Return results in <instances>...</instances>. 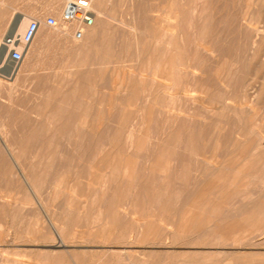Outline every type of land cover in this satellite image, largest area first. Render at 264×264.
Wrapping results in <instances>:
<instances>
[{
  "label": "rangeland",
  "instance_id": "obj_1",
  "mask_svg": "<svg viewBox=\"0 0 264 264\" xmlns=\"http://www.w3.org/2000/svg\"><path fill=\"white\" fill-rule=\"evenodd\" d=\"M132 1L134 10L130 0H103L105 13L113 19L102 16L89 30L98 32L97 41L90 37L83 43L59 40L56 31L44 25L33 44L15 47L23 52L17 67L9 60L10 49L3 48L0 262L264 264V0ZM8 3L13 9L4 11L0 44L9 38L10 21L22 17L13 36L21 42L30 21L44 22L57 15L44 12L47 0ZM170 24L180 25L176 44L184 66L168 76L169 66L163 60L157 67L152 65L155 53L149 52L154 38L167 39L176 33ZM199 40L205 44L200 53L195 46ZM108 67L114 69L112 78L107 77ZM126 72L130 88L124 95L115 83ZM131 131L145 138L142 149L128 147ZM7 148L18 157L15 163ZM117 157L128 161L130 176L112 175L105 162L117 163ZM244 162L250 163L249 168ZM26 180L33 183L31 188ZM234 221L240 228H232ZM62 239L68 241V248L60 246Z\"/></svg>",
  "mask_w": 264,
  "mask_h": 264
},
{
  "label": "bare ground",
  "instance_id": "obj_2",
  "mask_svg": "<svg viewBox=\"0 0 264 264\" xmlns=\"http://www.w3.org/2000/svg\"><path fill=\"white\" fill-rule=\"evenodd\" d=\"M48 1V4L46 5V9H45V11L44 12H47V13H52V14H60L61 12H62V10H63V8H64V4H65V0H47ZM90 2H91V4H92V8H93V11H94V13H95V15H96V19H95V25H96V22L97 21H100V19L102 18V16H104V17H106V18H112V17H110L108 14H106L105 13V10H104V8H103V6H102V2H103V0H89ZM123 1V0H122ZM139 1V0H138ZM201 1V0H200ZM170 2V1H169ZM172 2V1H171ZM171 2H170V4H171ZM202 2V1H201ZM107 3V2H106ZM139 3V2H138ZM182 3H186V2H182ZM208 3H210V2H208ZM130 6H131V8L134 10L135 9V5H134V1H132V0H130ZM169 4V5H170ZM212 4V3H211ZM111 5V4H110ZM137 5V4H136ZM172 5V4H171ZM176 5V4H175ZM203 5V4H202ZM201 4H200V6H202ZM255 5V4H254ZM94 6V7H93ZM180 6V5H179ZM195 6V5H194ZM136 7H138V6H136ZM170 7V6H169ZM182 7H184V6H182ZM199 7V6H198ZM208 7H210V6H208ZM249 7V6H248ZM176 8H177V6H176ZM180 8V7H179ZM207 8V7H206ZM218 8V7H217ZM8 9H13V7L10 5V3H8V0H0V23H2L3 22V20L5 19V16H4V11L5 10H8ZM167 9V8H166ZM192 9H193V7H192ZM201 9V8H200ZM255 8H252V10H254ZM218 10V9H217ZM164 11H166V12H168L167 10H164ZM255 11V10H254ZM246 12V11H245ZM46 13V14H47ZM133 13H134V11H133ZM165 13V12H164ZM199 13H201V12H199ZM249 13V12H248ZM247 13V14H248ZM166 14V13H165ZM215 14V13H214ZM14 15V14H13ZM183 15V14H182ZM201 15V14H200ZM243 15V14H242ZM250 15V14H249ZM99 16H101V17H99ZM125 16V15H124ZM162 16V15H161ZM167 16H169V14L167 15ZM211 16V15H210ZM217 16V15H216ZM244 16V15H243ZM175 17L176 18H178L179 17V14L177 15H175ZM241 17V16H240ZM10 18V17H9ZM128 18H129V15H128ZM158 17H156V19H157ZM181 18V17H180ZM185 18V17H184ZM205 18V17H204ZM243 18V17H242ZM27 19V18H26ZM103 19V18H102ZM113 19V18H112ZM159 19V18H158ZM254 19H255V17H254ZM147 20V19H146ZM152 19H150V21H151ZM211 20V19H210ZM22 21H23V19H22V17H19V18H17V20H12V21H10L9 22V24H8V29H7V34L9 35V38H11L13 41H14V47H17V46H20V47H23V44L21 43V45H19V42H20V40H21V38H20V40H17L16 38H14L13 36H14V34L16 33V31L19 29V27H20V25L22 24ZM38 21H40L41 22V28H40V30L38 31V33H37V35H36V38H35V40L36 39H38L39 37H41V35H42V33H43V27H44V22L41 20V18L40 19H38ZM115 21V20H114ZM194 21H195V19H194ZM256 21V20H255ZM118 22V21H117ZM135 22V21H134ZM180 22V21H179ZM189 22H190V20H189ZM106 23H107V21H106ZM118 23H122V22H118ZM131 23V22H130ZM130 23H123L124 24V26H126V28H128L129 30H131V31H137V29H135V27H133V25L132 24H130ZM138 23V22H137ZM178 23V22H177ZM202 23V22H201ZM200 23V24H201ZM235 23V22H234ZM169 24V23H168ZM174 24V23H173ZM249 24V23H248ZM94 25V26H95ZM111 25V24H110ZM121 25V24H120ZM147 25V24H146ZM182 25V24H181ZM93 26V27H94ZM148 26V25H147ZM180 26V25H179ZM179 26L178 25H172V24H170V28L172 29V30H174L176 33H171V34H169V35H167L166 37H167V39H163V37H157V38H154L153 39V42H152V44H151V48H150V52L149 53H155L154 55H153V61H152V65H154V66H159V65H161V62H162V60L165 62V65H168L169 66V68L167 69V75L168 76H171V75H173L174 73H176L178 70H179V68L180 67H182V66H184V61H183V59L181 58V55H179L178 53H181L180 51H179V47L177 46V39H178V37L181 35V33H180V31H179ZM237 26V25H236ZM93 27L92 28H89V29H87L86 30V32H85V36H84V39L83 40H81V41H76L74 38H73V30L75 29V27H68V28H59V27H57V28H49V29H53V30H55L56 31V35H57V37H58V39L59 40H64V41H66V42H69L70 40H74L75 41V43H78V42H85L89 37L90 38H92L93 40H96L97 41V37H98V32L97 31H92V32H89V30H91V29H93ZM243 27V26H242ZM242 27H241V29H242ZM246 27V26H245ZM48 28V27H47ZM251 28V27H250ZM253 28V27H252ZM208 29H210V28H208ZM212 29V28H211ZM222 29V28H221ZM161 30V29H160ZM193 30H194V28H193ZM192 30V32H194ZM197 30V29H196ZM146 31V30H145ZM190 31V30H189ZM209 31V30H208ZM224 31H225V29H224ZM245 31V30H244ZM259 31H262V30H259ZM128 32V31H127ZM196 32V31H195ZM241 32H242V30H241ZM122 33V32H121ZM141 33V32H140ZM146 33V32H145ZM164 33V32H163ZM208 33H210V31L208 32ZM246 33H249V32H247L246 31ZM194 34H196V33H194ZM217 34V33H216ZM239 34V33H238ZM260 34H261V32H260ZM133 35V34H132ZM146 35V34H145ZM144 35V36H145ZM159 35V34H158ZM157 35V36H158ZM162 35H164V34H162ZM243 35V34H242ZM257 35H259V34H257ZM262 35V34H261ZM130 36H131V34H130ZM135 36V35H134ZM147 36H149L148 34H147ZM155 36V35H154ZM191 36V35H190ZM244 36H246V35H244ZM254 36H256V34L254 35ZM140 37V36H139ZM153 37V36H152ZM185 37H186V34H185ZM235 37H236V35H235ZM260 37V36H259ZM259 37H256V38H258L259 39ZM129 38H131V37H129ZM146 38V37H145ZM184 38V37H183ZM182 38V39H183ZM242 38H246V37H242ZM251 38V37H250ZM252 39V38H251ZM34 40V41H35ZM99 40V39H98ZM151 40V39H150ZM180 40H181V38H180ZM96 41H95V43H96ZM132 41V40H131ZM148 41V40H147ZM230 41V40H229ZM1 42H2V40H1ZM124 41H122V43H123ZM182 42H184V41H182ZM219 42H220V40H219ZM34 43V42H33ZM32 43V44H33ZM121 43V44H122ZM130 43V42H129ZM133 43H134V41H133ZM147 43V42H146ZM218 43V42H217ZM257 43V42H256ZM128 44V43H127ZM138 44V43H137ZM183 44V43H182ZM95 45V44H94ZM93 45V46H94ZM145 45V44H144ZM254 45H255V43H254ZM9 45L7 44V41L5 42V43H1L0 44V62H1V60H2V58H3V53H4V47H7V48H9L8 47ZM113 46V45H112ZM125 46V45H124ZM129 46V49L132 47V45H131V43H130V45H128ZM185 46V45H184ZM196 49H197V51L200 53V52H204L205 50H204V46H205V44H204V42L202 41V40H199L198 42H196ZM214 46H215V44H214ZM72 48L71 49H73V50H78V48L76 47V46H71ZM148 47V46H147ZM163 47L164 48H166V50H163ZM11 48V47H10ZM160 48H161V50H160ZM254 48V47H253ZM85 49V48H84ZM111 49V48H110ZM182 49V48H181ZM235 49H236V47H235ZM121 50H123V49H120V51ZM131 50H132V48H131ZM233 50V49H232ZM245 50V49H244ZM81 51V53H83V49L82 50H80ZM133 51V50H132ZM143 51V50H142ZM195 51V50H194ZM222 51V50H221ZM236 51V50H235ZM249 51V50H248ZM102 52V51H101ZM238 52V51H237ZM6 53V52H5ZM81 53H80V55H81ZM166 53H170V55L168 54H166ZM211 53V52H210ZM253 53V52H252ZM131 54V53H130ZM130 54H128V55H130ZM93 55V54H92ZM218 55H220V54H218ZM119 56V55H118ZM184 56V55H183ZM214 56V55H213ZM94 57V56H93ZM127 57V56H126ZM129 57V56H128ZM146 57V56H145ZM152 57V56H151ZM216 57V56H215ZM91 58V57H90ZM212 58H214V57H212ZM217 58V57H216ZM128 59V58H127ZM126 59V60H127ZM145 59V58H144ZM185 59H187V58H185ZM204 59V58H203ZM10 60V59H9ZM90 60V59H89ZM188 60V59H187ZM214 60V59H213ZM69 61V60H68ZM130 61V60H129ZM205 61V60H204ZM93 62V61H92ZM127 62H128V60H127ZM140 62V61H139ZM142 62V61H141ZM146 62V61H145ZM150 62V61H149ZM12 63V62H11ZM90 63V62H89ZM143 63H144V61H143ZM142 63V64H143ZM141 64V63H140ZM139 64V65H140ZM141 64V65H142ZM139 65H138V67H139ZM85 66V65H84ZM94 67H96V66H94ZM149 67V66H148ZM152 68H153V66H152ZM151 68V69H152ZM234 68V67H233ZM39 69V68H38ZM127 69V68H126ZM139 69V68H138ZM142 69V68H141ZM155 69V68H154ZM161 69V68H160ZM36 70V69H35ZM149 70V69H148ZM153 70V69H152ZM166 70V69H165ZM165 70H164V72H165ZM185 70V69H184ZM187 70H189V68L187 69ZM205 70V69H204ZM113 71H114V69L113 68H111V67H108V69H107V77H110V78H112V76H113ZM122 71V70H121ZM135 71V70H134ZM146 71V70H145ZM150 71V70H149ZM180 71V70H179ZM212 71V70H211ZM235 71V70H234ZM237 71V70H236ZM130 72H132V71H130ZM200 72V71H199ZM183 73V72H182ZM191 73V72H190ZM197 73V72H196ZM202 73V72H201ZM204 73V72H203ZM142 74V73H141ZM193 74V73H192ZM205 74V73H204ZM204 74H203V76H204ZM133 75V74H132ZM152 75H154V74H152ZM187 75V74H186ZM206 75V74H205ZM217 75V74H216ZM223 75V74H222ZM79 76H81L80 74H79ZM138 76V75H137ZM142 76V75H141ZM140 76V77H141ZM195 76V75H194ZM218 76V75H217ZM107 77H105V78H107ZM130 77V74L128 73V72H126L124 75H123V78L121 79V77H119V81L120 82H116L115 83V85H117L118 86V89H120L121 91H123L124 92V95H125V93L129 90V85L128 84H126L125 83V81H126V79L128 80V78ZM143 77H144V74H143ZM151 77V76H150ZM79 77H77V79H78ZM81 78V77H80ZM110 78H108V81H109V79ZM154 78V77H153ZM157 78V77H156ZM172 78V77H171ZM191 78V77H190ZM213 78V77H212ZM131 79V78H130ZM158 79V78H157ZM157 79H152L153 81H157ZM206 79V78H205ZM216 79V78H215ZM111 80V79H110ZM116 80V79H115ZM159 80V79H158ZM163 80H165V79H163ZM175 80V79H174ZM196 80V79H195ZM161 81H162V79H161ZM207 81V80H206ZM213 81V80H212ZM158 82V81H157ZM163 82V81H162ZM173 82V81H172ZM177 83V82H176ZM179 83V82H178ZM187 83V82H186ZM202 83V82H201ZM151 84V83H150ZM162 84V83H161ZM197 84H199V83H197ZM204 84V83H203ZM218 84V83H217ZM147 85V84H146ZM164 85V84H163ZM169 85V84H168ZM179 85V84H178ZM177 85V86H178ZM149 86V85H148ZM187 86V85H186ZM194 86V85H193ZM198 86V85H197ZM209 86V85H208ZM116 87V86H115ZM141 87V86H140ZM170 87V86H169ZM171 87H173V85L171 86ZM201 87V86H200ZM211 87V86H210ZM155 88V87H154ZM222 88H224V87H222ZM178 89V88H177ZM188 89L190 90V88L188 87ZM187 89V90H188ZM224 89H226V88H224ZM232 89V88H231ZM147 90V89H146ZM180 90V89H179ZM195 90V89H194ZM199 90V89H198ZM216 90V89H215ZM137 91H139V90H137ZM165 91V90H164ZM175 91V90H174ZM182 91V90H181ZM191 91V90H190ZM193 91V90H192ZM214 91V90H213ZM225 91V90H224ZM223 91V92H224ZM122 92V93H123ZM145 92V91H144ZM149 92V91H148ZM147 92V93H148ZM167 91H165V93H166ZM184 92H186V91H184ZM226 92V91H225ZM224 92V93H225ZM228 92V91H227ZM229 92H230V90H229ZM142 93V92H141ZM155 93H156V91H155ZM170 93H172V92H170ZM176 93V92H175ZM137 95H138V93H136ZM196 94V93H195ZM194 94V95H195ZM222 94V93H221ZM228 94V93H227ZM182 95V94H181ZM185 95V94H184ZM189 95V94H188ZM225 95V94H224ZM226 96V95H225ZM137 97V96H136ZM174 97V96H173ZM187 97V96H186ZM190 97V96H189ZM227 97V96H226ZM128 98V97H127ZM141 98H142V95H141ZM215 98H217V97H215ZM173 99V98H172ZM175 99V98H174ZM221 99H223V98H221ZM125 100V99H124ZM132 99H130V101H131ZM189 100H191V99H189ZM134 101V100H133ZM138 101V100H137ZM179 101V100H178ZM183 101V100H182ZM198 101V100H197ZM206 101V100H205ZM223 101V100H222ZM126 102V101H125ZM129 102V101H128ZM148 102V101H147ZM198 102H200V101H198ZM207 102V101H206ZM221 102V101H220ZM228 102H230V101H228ZM146 104H148V103H146ZM189 104V103H188ZM224 103H222V105H223ZM242 104V103H241ZM126 105V104H125ZM130 105H131V102H130ZM153 105V104H152ZM214 105V104H213ZM127 106V105H126ZM196 106V105H195ZM207 106V105H206ZM230 106V105H229ZM136 107V106H135ZM151 107H153V106H151ZM210 107H211V105H210ZM191 108V107H190ZM212 108V107H211ZM214 108V107H213ZM217 108V107H216ZM237 109H239V108H237ZM146 111V110H145ZM209 111V110H208ZM141 112V111H140ZM153 112V111H152ZM177 112V111H176ZM217 112V111H216ZM244 113V112H243ZM149 114V113H148ZM164 114V113H163ZM178 114V113H177ZM249 114V113H248ZM152 115V114H151ZM241 115V114H240ZM251 115V114H250ZM149 116H150V114H149ZM151 117H153V116H151ZM150 117V118H151ZM160 117V116H159ZM178 117V116H177ZM244 117V116H243ZM170 118V117H169ZM254 118V117H253ZM139 118H137L136 120L137 121H139L138 120ZM187 119H189V118H187ZM207 119V118H206ZM238 119V118H237ZM109 120V119H108ZM143 120V119H142ZM150 120V119H149ZM171 120V119H170ZM169 120V121H170ZM212 120V119H211ZM240 120V119H239ZM53 121H56V119H52V122ZM67 121V120H66ZM169 121H168V124H169ZM176 121V120H175ZM121 122V121H120ZM123 122V121H122ZM172 122V121H171ZM206 122V121H205ZM89 123H91V122H89ZM239 123V122H238ZM260 125L261 124H263V123H260V122H258ZM121 124H123V123H121ZM120 124V125H121ZM142 124V123H141ZM149 124H150V122H149ZM154 124V123H153ZM44 125V124H43ZM55 125V124H54ZM79 125V124H78ZM124 125V124H123ZM134 125V124H133ZM164 125V124H163ZM221 125V124H220ZM236 125V124H235ZM53 126V125H52ZM132 126V125H131ZM223 126V125H222ZM222 126H219V128H221V130H222ZM263 126V125H262ZM168 128V127H167ZM223 128H224V131H225V126H223ZM234 128H236V127H234ZM242 129V128H241ZM260 129V128H259ZM1 130V129H0ZM128 130V129H127ZM168 130V129H167ZM240 130V129H239ZM238 130V131H239ZM151 131V130H150ZM163 131V130H162ZM170 131V130H169ZM223 131V130H222ZM237 131V130H236ZM234 132V131H233ZM260 132V131H259ZM79 133V132H78ZM261 133V132H260ZM2 134V133H1ZM144 134V133H143ZM151 134L152 133H150V136H151ZM238 134H240V133H238ZM170 135V134H169ZM220 135V134H219ZM6 136V135H5ZM51 136V135H50ZM161 136V135H160ZM235 136V135H234ZM261 136V135H260ZM262 136H263V134H262ZM261 136V137H262ZM166 137V136H165ZM254 137H256V136H254ZM157 138V137H156ZM234 138V137H233ZM257 138V137H256ZM264 138V137H263ZM144 137L143 136H141V135H136V133H134V131H131L128 135H127V143L129 144V146L128 147H130L131 149H137V150H140V149H142L143 147H144ZM218 139H219V137H218ZM183 140V139H182ZM234 140V139H233ZM232 140V141H233ZM81 141V140H80ZM152 141V140H151ZM235 141H238V139H236ZM2 142V141H1ZM7 142V141H6ZM69 144H72L73 143V140H69V141H67ZM159 142V141H158ZM238 142H240V141H238ZM74 143H77V141H74ZM146 143V142H145ZM216 143H217V141H216ZM240 144H242L241 142H240ZM5 145V144H4ZM85 145V144H84ZM96 145V144H95ZM94 145V146H95ZM232 145H234V144H232ZM231 145V147H233ZM219 146V145H218ZM242 146V145H241ZM245 146V145H244ZM154 147V146H153ZM236 147H237V145H236ZM240 147V145L238 146V148ZM215 148V147H214ZM260 148V147H259ZM11 149V150H10ZM96 149V148H95ZM117 149V148H116ZM218 149V148H217ZM242 149V148H241ZM240 149V150H241ZM13 149L12 148H7V153H8V155L10 156V158L13 160V162L15 163L16 162V160H17V156H16V154H14L13 153V151H12ZM231 150H233V149H231ZM237 150V149H236ZM96 151V150H95ZM95 151H94V153H95ZM98 151V150H97ZM144 151V150H143ZM158 150H156V152H157ZM215 151V150H214ZM218 151H219V149H218ZM235 151V150H234ZM225 152H223V154H224ZM234 153V152H233ZM96 154V153H95ZM119 154V153H118ZM135 154V153H134ZM237 154V153H236ZM235 154V155H236ZM263 154V153H262ZM155 155H157V154H155ZM159 155V154H158ZM231 155V154H230ZM248 155H249V153H248ZM138 156V155H137ZM240 156H241V154H240ZM159 157V156H158ZM231 157V156H230ZM91 158V157H90ZM110 158V157H109ZM118 158V157H117ZM131 158H132V156H131ZM228 158H229V156L226 158L227 160H228ZM232 158V157H231ZM237 158H238V155H237ZM119 160H118V162L117 163H113V164H110L108 161H110V160H107L105 163H106V166L108 167V168H110L111 170H112V175H116V174H121V175H123V176H130L131 174H132V172L131 171H129V164H128V161H126L125 160V158H122V157H119L118 158ZM158 159V158H157ZM192 159V158H191ZM226 159H225V161H226ZM233 159H235V158H233ZM239 159V158H238ZM237 159V160H238ZM241 160L243 159V157L242 158H240ZM91 160H92V158H91ZM115 160V159H114ZM140 160V159H139ZM153 160H155V159H153ZM148 161V160H147ZM230 161V159L228 160V163H230L229 162ZM232 161V160H231ZM243 161V160H242ZM154 162V161H153ZM177 162V161H176ZM210 162H212V161H210ZM237 162V161H236ZM236 162H235V164H236ZM262 162V161H261ZM90 163V162H89ZM241 163V162H240ZM207 164V163H206ZM245 164V165H244ZM110 165V166H109ZM208 165V164H207ZM210 165V164H209ZM217 165V164H216ZM232 165V164H231ZM243 165H244V167L245 168H249V165H250V163L249 162H247V163H243ZM252 165V164H251ZM104 166V165H103ZM238 166V165H237ZM236 166V167H237ZM242 166V165H241ZM220 167V166H219ZM219 167H218V171H220L219 170ZM235 167V166H234ZM232 168V170L233 169H235V168ZM99 168V167H98ZM104 167H102V169H103ZM100 169V168H99ZM105 169H106V167H105ZM220 169H222V168H220ZM224 169V168H223ZM204 170V169H203ZM227 170H228V168H227ZM230 170V169H229ZM228 170V172L227 173H229V172H231V171H229ZM237 170V169H236ZM142 171V170H141ZM241 171H243V170H241ZM247 171V170H246ZM106 172H107V170H106ZM173 172V171H172ZM221 172V171H220ZM225 172V171H224ZM223 172V173H224ZM247 172H249V171H247ZM218 173V172H217ZM216 173V174H217ZM222 173V174H223ZM244 173V172H243ZM263 173V172H262ZM261 173V174H262ZM93 174V173H92ZM138 174V173H137ZM234 174V173H233ZM264 174V173H263ZM96 175V174H95ZM94 175V176H95ZM100 175V174H99ZM226 175V174H225ZM97 176V175H96ZM221 176V175H220ZM229 176H233L232 174L230 175L229 174ZM105 177H106V175H105ZM150 177V176H149ZM163 177V176H162ZM222 177V176H221ZM243 177H245V176H243ZM86 178V177H85ZM92 178V177H91ZM212 178V177H211ZM225 178V177H224ZM232 178H234V177H232ZM232 178H230V179H232ZM104 179V178H103ZM226 179V178H225ZM224 179V180H225ZM93 180V179H92ZM152 180V179H151ZM196 180V179H195ZM229 179L227 178V181H228ZM27 181V184H28V186L31 188V185L33 184H31L30 185V183L28 182V180H26ZM32 181V180H31ZM30 181V182H31ZM210 181V180H209ZM214 181H216V180H214ZM213 181V182H214ZM226 181V182H227ZM73 182V181H72ZM120 182V181H119ZM208 182V181H207ZM212 182V183H213ZM219 182V181H218ZM233 182V181H232ZM52 183H54V182H52ZM105 183V182H104ZM209 183V182H208ZM225 182H223V184H224ZM229 183H230V181H229ZM62 184V183H61ZM60 184V185H61ZM211 184V183H210ZM218 184V183H217ZM222 184V185H223ZM115 185V184H114ZM169 185V184H168ZM232 185V184H231ZM237 185V184H236ZM54 186V185H53ZM68 186V185H67ZM221 186V185H220ZM225 186H227V185H225ZM201 187V186H200ZM224 187V186H223ZM223 187H220V189H222ZM230 187V186H229ZM64 188H65V186H64ZM202 188V187H201ZM203 188H204V186H203ZM206 188V187H205ZM68 189V188H67ZM105 189V188H104ZM210 189V188H209ZM208 189V190H209ZM219 189V190H220ZM232 190H233V187L231 188ZM65 190V189H64ZM207 190V191H208ZM213 190V189H212ZM223 190V189H222ZM221 190V191H222ZM225 190V189H224ZM223 190V191H224ZM228 190V189H227ZM227 190H225V191H227ZM231 190V191H232ZM234 190H238V189H234ZM233 190V191H234ZM51 191V190H50ZM56 191H57V189H56ZM66 191H68V190H66ZM88 191H90L89 190V188H88ZM220 191V192H221ZM229 191V190H228ZM232 191V192H233ZM258 191V190H257ZM135 192H136V190H135ZM216 192H218L217 190H215V192H213V193H216ZM219 192V193H220ZM259 192V191H258ZM33 193V192H32ZM68 193V192H67ZM209 193V192H208ZM218 193V194H219ZM229 193V192H228ZM35 194V193H34ZM69 194V193H68ZM71 194V193H70ZM73 194V193H72ZM192 195V193H189V195ZM206 194V193H205ZM200 195V194H199ZM214 195V197H215V195H217V194H213ZM5 197H6V195H4ZM84 196V195H83ZM174 196V195H173ZM209 196V195H208ZM223 196H225V195H223ZM231 196V195H230ZM67 197V196H66ZM66 197H64V198H66ZM73 197V196H72ZM195 197H196V195H195ZM217 197H218V195H217ZM2 198V197H1ZM11 198V197H10ZM9 198V196H8V199H10ZM63 198V199H64ZM167 198V197H166ZM224 198V197H223ZM237 198V197H236ZM12 200H13V198H11ZM11 199H10V201H11ZM77 199V198H76ZM112 199V198H111ZM208 199V198H207ZM212 199V198H211ZM221 199V198H220ZM219 199V200H220ZM1 200V199H0ZM4 200V199H3ZM95 200V199H94ZM210 200V199H209ZM213 200V199H212ZM224 200V199H223ZM227 200V199H226ZM229 200V199H228ZM260 200V199H259ZM110 201V200H109ZM197 201V200H196ZM205 201V200H204ZM211 201V200H210ZM3 202V201H2ZM79 202V201H78ZM77 202V203H78ZM172 202V201H171ZM189 202V201H188ZM191 202V201H190ZM217 202V201H216ZM223 202V201H222ZM229 202V201H228ZM249 202V201H248ZM251 202V201H250ZM254 202V201H253ZM76 203V204H77ZM80 203V202H79ZM86 203V202H85ZM176 203V202H175ZM194 203V202H193ZM204 203V202H203ZM259 203V202H258ZM65 204H66V202H65ZM68 204H69V202H68ZM102 204V203H101ZM100 204V205H101ZM169 204H170V202H169ZM168 204V205H169ZM187 204V203H186ZM216 204V203H215ZM220 204V203H219ZM223 204H226V202H223ZM2 205V204H1ZM70 205V204H69ZM176 205H180V204H176ZM66 206V205H65ZM84 206V205H83ZM83 206H80V208L82 207L83 208ZM181 206V205H180ZM184 206V205H183ZM192 206V205H191ZM220 206V205H219ZM253 206V205H252ZM251 206V207H252ZM71 207V206H70ZM69 207V208H70ZM160 207V206H159ZM178 207V206H177ZM182 207V206H181ZM257 207V206H256ZM125 208V207H124ZM221 208H222V206H221ZM259 208V207H258ZM263 208V207H262ZM112 209V208H111ZM162 209H163V207H162ZM192 209V208H191ZM232 209V208H231ZM245 209V208H244ZM260 209V208H259ZM87 210V209H86ZM194 210V209H193ZM183 211V210H182ZM186 211V210H185ZM187 211H189V210H187ZM195 211V210H194ZM193 211V212H194ZM225 211V210H224ZM253 211V210H252ZM255 211V210H254ZM253 211V212H254ZM264 211V210H263ZM181 212V211H180ZM191 212H192V210H191ZM256 212V211H255ZM262 212V211H261ZM188 213H190V212H188ZM249 213V212H248ZM90 214V213H89ZM103 214V213H102ZM192 214V213H191ZM195 214H196V211H195ZM105 215L107 216V214L105 213ZM109 215V214H108ZM171 215V214H170ZM181 215V214H180ZM249 215H250V213H249ZM248 215V216H249ZM92 216V215H91ZM179 216V215H178ZM183 216H184V212H183V215H182V218H183ZM193 216V215H192ZM108 217V216H107ZM173 217V216H172ZM180 217V216H179ZM212 217H214V216H212ZM245 217V216H244ZM250 217V216H249ZM93 218V217H92ZM105 218V217H104ZM160 218V217H159ZM197 218H199V217H197ZM203 218V217H202ZM248 218V217H247ZM101 219V218H100ZM107 219V218H106ZM172 219V218H171ZM195 219V218H194ZM242 219H243V217H242ZM245 219H246V217H245ZM245 219H243V220H245ZM259 219V218H258ZM164 220V219H163ZM168 220V219H167ZM239 220V219H238ZM241 220V219H240ZM262 220V219H261ZM96 221H98V220H96ZM107 221H108V219H107ZM144 221V220H143ZM159 221V220H158ZM183 221V220H182ZM201 221V220H200ZM208 221V220H207ZM210 221H211V219H210ZM213 221H214V219H213ZM212 221V222H213ZM236 221V220H235ZM234 221V222H235ZM260 221V220H259ZM99 222H101V220L99 221ZM103 222V221H102ZM148 222V221H147ZM155 222V221H154ZM192 222V221H191ZM190 222V223H191ZM196 222V221H195ZM231 221L229 220V223H230ZM233 222V221H232ZM243 222V221H242ZM253 222V221H252ZM258 222V221H257ZM105 223H107L106 221H105ZM153 223V222H152ZM156 224H157V222H155ZM179 223H180V221H179ZM182 223V222H181ZM194 223V222H193ZM226 223H228V222H226ZM239 223H241V222H239ZM248 223V222H247ZM251 223V222H250ZM256 223V222H255ZM254 223V224H255ZM259 223V222H258ZM143 224H144V222H143ZM155 224V225H156ZM183 224V223H182ZM199 224V223H198ZM204 224V223H203ZM233 223H231L230 224V226L232 225ZM103 225V224H102ZM147 225H148V223H147ZM147 225H146V227H147ZM180 225V224H179ZM185 225V224H184ZM227 225V224H226ZM235 225H238V224H236V222L234 223V225H232V228H240L239 226L238 227H236ZM240 225V224H239ZM243 224H241V226H242ZM39 226V225H38ZM150 226V225H149ZM160 226V225H159ZM158 226V227H159ZM205 226V225H204ZM209 226V225H208ZM222 226V225H221ZM235 226V227H234ZM244 226H246L245 224H244ZM257 227H258V225H256ZM260 226V225H259ZM102 227V226H101ZM104 227H105V225H104ZM108 227V226H107ZM153 227V228H152ZM150 226V228L149 229H154V226ZM158 227H156V228H158ZM178 228L180 227V226H177ZM69 228V227H68ZM98 229H99V227H97ZM103 228V227H102ZM170 228V227H169ZM182 227H180L179 229H181ZM190 228V227H189ZM210 228V227H209ZM245 228V227H244ZM243 227H242V229H244ZM259 228V227H258ZM32 229V228H31ZM36 229V228H35ZM56 229V228H55ZM61 229V228H60ZM140 229V228H139ZM162 229V228H161ZM161 229H160V231H161ZM186 229V228H185ZM203 229V228H202ZM221 229V228H220ZM230 228H228L227 230H229ZM263 229H264V226H263ZM53 230V229H52ZM58 230V229H57ZM142 230V229H141ZM156 230V229H155ZM155 230L153 231V230H150L151 231V233H153V234H155ZM183 230V229H182ZM239 230H241V229H239ZM238 230V231H239ZM56 231V230H55ZM145 231V230H144ZM143 231V232H144ZM149 231V232H150ZM153 231V232H152ZM157 231V230H156ZM188 231H189V229H188ZM226 231V230H225ZM231 231H232V229H231ZM238 231H236V232H238ZM250 232H251V230H249ZM253 231V230H252ZM255 231V230H254ZM259 231V230H258ZM29 232H31V231H29V229H28V233ZM38 232V231H37ZM229 233H230V231H228ZM233 232H235V231H232V234H233ZM240 232H242V231H240ZM239 232V233H240ZM245 232V231H244ZM262 232V231H261ZM11 233V232H10ZM27 233V234H28ZM52 233H53V231H52ZM58 233V232H57ZM140 233V232H139ZM169 233V232H168ZM181 233V232H180ZM224 233V232H223ZM248 233V232H247ZM54 234V233H53ZM110 234V233H109ZM148 234V233H147ZM186 234V233H185ZM196 234V233H195ZM216 234H217V232H216ZM225 234V233H224ZM228 234V233H227ZM238 233H236V235H237ZM264 234V233H263ZM38 235H39V233H38ZM42 235H44V234H42ZM155 235H157V234H155ZM229 235V234H228ZM233 235H235V233L233 234ZM251 235V234H250ZM35 236V235H34ZM148 236H150V233H149V235ZM136 237V236H135ZM139 237V236H138ZM151 237H153V236H151ZM155 237V236H154ZM230 237V236H229ZM228 237V238H229ZM235 237V236H234ZM246 237H247V234H246ZM162 238V237H161ZM164 238H166V237H164ZM227 238V239H228ZM231 238V237H230ZM240 238V237H239ZM242 238V237H241ZM148 239H150V238H148ZM152 240H153V238H151ZM155 239V238H154ZM158 239V238H157ZM181 239V238H180ZM210 239V238H209ZM235 239V238H234ZM246 239V238H245ZM248 239V238H247ZM60 240H61V238H60ZM161 240V239H160ZM212 240V239H211ZM225 240V239H224ZM223 240V241H224ZM231 240V239H230ZM236 240V239H235ZM68 242V241H67ZM67 242L66 241H64V239H62V241H60V246L62 247V248H68L69 246V244L67 245ZM231 242H233V240L231 241ZM234 243H236L235 241H234ZM53 244V243H52ZM237 244V243H236ZM40 250V249H39ZM32 251V250H31ZM58 251V250H57ZM54 252H56V251H54ZM63 252H64V250H63ZM69 252H70V250H69ZM85 252V251H84ZM60 253V252H59ZM72 253V252H71ZM71 253H70V255H71ZM72 255H73V253H72ZM59 256V255H58ZM77 256V255H76ZM60 257V256H59ZM58 257V258H59ZM5 258V257H4ZM67 258H69V257H67ZM72 258H74V257H72ZM2 259V258H1ZM5 260V259H4ZM73 260V259H72ZM8 261V260H7ZM73 261H75V260H73ZM45 262V261H44ZM1 263V262H0ZM3 263H4V261H3ZM8 263V262H7ZM52 263V262H51ZM51 263H49V264H51ZM2 264V263H1ZM47 264V263H46ZM53 264V263H52ZM67 264V263H66Z\"/></svg>",
  "mask_w": 264,
  "mask_h": 264
},
{
  "label": "built area",
  "instance_id": "obj_3",
  "mask_svg": "<svg viewBox=\"0 0 264 264\" xmlns=\"http://www.w3.org/2000/svg\"><path fill=\"white\" fill-rule=\"evenodd\" d=\"M96 15L93 11L92 4L89 0H65L64 8L62 12L57 15H50L44 20V25L48 28H68L75 27L73 30V38L76 41L84 39L87 29L92 28L95 25ZM41 28V22L38 20H32L27 25L23 36V46L31 45ZM10 53L9 59L16 67L23 59V52L15 47L14 41L11 38L7 39Z\"/></svg>",
  "mask_w": 264,
  "mask_h": 264
},
{
  "label": "crops",
  "instance_id": "obj_4",
  "mask_svg": "<svg viewBox=\"0 0 264 264\" xmlns=\"http://www.w3.org/2000/svg\"><path fill=\"white\" fill-rule=\"evenodd\" d=\"M46 8V7H45Z\"/></svg>",
  "mask_w": 264,
  "mask_h": 264
}]
</instances>
